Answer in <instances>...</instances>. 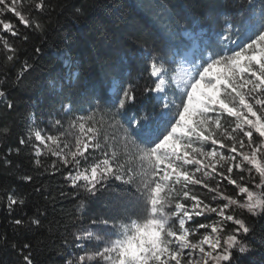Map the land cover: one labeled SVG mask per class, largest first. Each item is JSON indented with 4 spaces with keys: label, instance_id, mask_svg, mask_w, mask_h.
<instances>
[{
    "label": "trees",
    "instance_id": "16d2710c",
    "mask_svg": "<svg viewBox=\"0 0 264 264\" xmlns=\"http://www.w3.org/2000/svg\"><path fill=\"white\" fill-rule=\"evenodd\" d=\"M15 9L0 11V91L4 92L0 96V264H26L25 256L32 264H67L80 226H91L99 219L111 222L118 214L119 221L126 220L140 201L130 151L107 140L103 126H90L83 117L92 110L105 116L117 110L112 104L114 83L124 88L131 86L135 96L134 103H126L120 112L131 109L127 111L131 117L137 110H162L154 92L147 91L158 81L151 75V64L163 65L159 79L166 81L176 66L173 52L181 56L189 49L184 32L210 33L207 52L217 58V44L223 38L225 45L233 46L242 37L246 24L264 23V0H156L153 6L144 7L129 0H15ZM4 23H10L16 34L4 29ZM224 49L225 46L220 52ZM228 50L232 52L231 47ZM249 76L255 79L251 73ZM252 87L248 84L242 95L264 120V106L254 103V98L264 99V93L252 92ZM171 99L169 95L170 105ZM121 117L127 122L125 116ZM220 122L214 138L225 146L208 141L219 155L203 160L201 165L191 164L188 172L192 180L203 183L190 182L180 187L177 197L185 209L195 203L193 196L213 207L228 204L226 213L243 220L249 232L237 233L239 226L225 221L222 239L235 234L238 243L231 251V260L224 264H264V212L253 213L241 206L247 203V193L240 191V187H247L254 198H261L264 188L257 185L264 177L248 162L240 168L235 166L243 157L230 150L233 141L227 136L230 133L244 140V149L237 147L238 152L247 155L261 147L263 141L254 129H250L251 145L241 129L232 132L240 121L226 112ZM73 123L77 130H71ZM241 127L249 130L246 123ZM37 131H42L44 137L48 136L46 131L50 132L55 143L41 144L35 140ZM77 148L83 152V156H76L79 167L66 166L63 157L71 160ZM220 155L225 159L221 160ZM233 156L236 160H232ZM104 159L125 179L133 177V183L110 175L93 192L82 186L84 181L73 187L68 178L70 171L74 175L77 170H90L95 163L103 167ZM198 167L200 171L195 170ZM229 167L231 173L227 172ZM219 193L238 203L230 204ZM9 197L24 203L10 205ZM17 220L21 223L17 224ZM193 220L188 226L191 231L199 223L213 224L217 215L204 211ZM199 238L202 236L197 235L192 242ZM241 247L245 251L241 252Z\"/></svg>",
    "mask_w": 264,
    "mask_h": 264
},
{
    "label": "snow or ice",
    "instance_id": "6c2138e0",
    "mask_svg": "<svg viewBox=\"0 0 264 264\" xmlns=\"http://www.w3.org/2000/svg\"><path fill=\"white\" fill-rule=\"evenodd\" d=\"M0 6H2L0 11H16L15 0H0ZM37 6L41 7L42 5ZM17 15H19L18 12ZM23 19L24 17L21 16V20ZM3 28L12 31L10 23H4ZM12 34L15 35L16 33L12 31ZM5 46L7 47V44ZM232 52L234 54L207 61L206 66L198 69L196 74L190 76L183 84L180 103L170 105L165 102L162 105V110L159 111L155 108L146 111L137 110L135 115L131 117L127 115V111H131V109L120 112L121 109H125L126 103H134L135 96L131 86L124 88L120 83L114 85L115 98L112 104L120 115L125 116L130 125L136 126L134 129L135 135L140 143L144 145V147L137 145L138 152L141 159L148 162V169L142 171L140 185L135 189V192L139 194L137 199L142 201L144 214L136 219L128 217L124 222L113 223L111 228L105 232L108 239L102 245H98L96 251L87 255V257L85 255L78 256L76 264H84L86 259H99L107 262V264H169V260L175 261V264H181L180 257L184 248L189 247L193 250L199 248L201 253H205V249L202 247L205 244L209 245L211 249L205 253V256L214 261V264H221V262L231 260V249L238 243L235 234L227 236L223 245L219 235L215 237L205 235L199 242L193 243L189 241V230L185 228V218L191 220L194 214L202 215L204 211H211L217 213L222 220L232 221L238 225L239 227L235 230L237 233L242 231L247 234L249 227L245 225L244 221L226 213L225 210L229 206L228 204L213 207L210 204H204L203 201L193 196L191 197L195 201L192 205L193 212H189L184 210L185 205L176 203L172 215L180 217L178 220L179 229L177 230L173 225L169 224V216L164 211L169 201L167 195L161 196V192L163 190L162 184L172 180L174 173L177 175L174 183H179V177L181 176L185 181L203 183L201 180H192L191 174L186 170L178 171L176 161L187 157L190 154L189 149L192 153L200 156L216 157L219 155L215 149L205 152L202 147H193L190 139L185 140V137L195 136L198 140H211L212 144H220L221 147L225 146L222 140L214 138V132L209 131V127L213 123L217 128L221 126L220 119L218 117L212 119L207 115L208 113L223 110L228 116L235 117L240 122L235 124L232 132H235L236 129H241L243 136L247 137L249 145L252 144L253 137V132L250 129H254L255 132L259 133L260 137H264V122H261V118L253 111V103H250L239 90L244 85H239L238 87L237 81L232 80L231 76L228 75V73L236 74L237 70L239 72H250L251 76L255 77L259 83H254L249 79L245 81V84L253 85L250 90L252 92L261 91L264 93V23L259 26L246 24L243 35L239 43L236 44V48L232 49ZM242 61L247 62L242 63ZM253 62L259 66L257 70H253ZM221 65L225 69L224 75L219 71V66ZM162 72L163 65L158 67L155 62L151 64V75L157 77L158 81L153 88L147 89V91L155 93L164 91V80L159 79ZM222 87L226 93L223 97L221 96ZM233 93H235V97H233ZM0 96H4V92L0 91ZM236 97L239 98V107L235 101ZM254 103L264 106V99L254 98ZM11 106V104L8 105V107ZM246 113L255 116L256 120L249 119ZM242 123L249 125V130L243 129L241 127ZM81 128H83V125H81ZM178 132H181L182 135L177 136ZM225 132H227V129H225ZM227 138L233 141L230 145V150L243 157V160L235 166L241 167L243 161H247L256 167L261 177H264V166L257 161L254 154L249 156L243 151L238 152L237 146L241 150L244 149V140L237 139L230 133ZM47 139L55 143V139L52 136H48ZM35 140L44 143L45 137L37 131ZM181 142H183L185 148L183 156L176 154L175 148V145ZM20 143L23 144L25 141L22 139ZM169 147L172 149L171 152L167 151ZM86 148L87 146H85V150ZM255 151H260L259 147ZM37 152L39 154V149H37ZM77 153L83 156V152H80V149L77 148L76 152L71 153V160L67 156L63 157V163L66 166L71 165L73 168H78L80 161L76 159ZM53 155H58V153L54 152ZM219 158L221 160L225 159L222 155ZM236 158V156H233L232 160H236ZM184 163L201 165L202 161L193 158L184 159ZM102 164L103 167H101V163H95L90 167V170L88 168L77 170L74 175L70 171L68 178L73 187L76 186L77 182L84 181L85 183L82 186L86 187L89 192H93L97 184L108 179L110 175L114 176L118 181L128 184L133 183V177L129 176L125 179V176L115 172L108 159H104ZM204 167L206 168L207 165H204ZM195 170L200 171V168L198 167ZM213 171H215L214 167ZM231 171L232 168L229 167L227 172L231 173ZM219 174L224 175L223 172ZM156 176H159V180L155 178ZM27 179L30 180L31 178L28 177ZM229 182L236 184L235 180L230 179ZM204 186L208 187L207 184ZM257 187L264 188V180ZM209 190L216 191L215 188H210ZM240 191L241 193H247V203L241 206L246 207L248 211L253 213L264 212V196L254 198L253 193L247 187H240ZM184 195L187 196L188 193L185 192ZM219 195L228 200L230 204L238 203L237 200L225 196L223 193H219ZM9 200L10 205L24 203L22 199L17 201V199L9 197ZM196 209L200 210L195 211ZM16 223L20 224L21 221L17 220ZM33 223L38 224L39 221L34 220ZM93 223H96V221H93ZM102 223L107 225L109 222L104 220ZM197 227L210 228L212 233L222 231V224L208 225L199 223ZM75 239L87 242L99 239V237L86 230L84 233L77 235ZM173 243L178 245L175 250L170 249V245ZM25 247L28 246L25 245ZM217 249H221V251L217 252ZM240 251L243 252L245 249L241 247ZM213 253L216 254L213 255ZM24 259L26 264H32L28 256H25ZM67 264H73V261L69 260ZM187 264H192V262L188 261ZM205 264H207V260H205Z\"/></svg>",
    "mask_w": 264,
    "mask_h": 264
},
{
    "label": "rangeland",
    "instance_id": "374dc122",
    "mask_svg": "<svg viewBox=\"0 0 264 264\" xmlns=\"http://www.w3.org/2000/svg\"><path fill=\"white\" fill-rule=\"evenodd\" d=\"M129 1L137 7L153 6L156 2V0H129ZM184 37H185V40L188 43L189 47L192 44V46H191V47H193L192 52L187 55L186 60L184 62H182V63L179 62L180 63L179 66L177 63V69H175V72L172 73L170 75V77L167 78L166 81H164V85H163L164 91L161 92V94L156 93V98H158L159 95L162 97L161 102H160L162 105L165 102L168 103L169 95L172 98L171 99L172 104L173 103L179 104L180 103V97L183 93V84L187 81V79L190 76L195 75L198 69L202 68L203 66H206L207 61L214 59L213 56H211V55L205 56V58L202 59L200 57L198 51H195V49L198 46H200V42H199L200 39L197 38L198 36L196 37L195 34L188 33V34H185ZM222 41H224V38L221 40L220 43L217 44V48L219 50L217 55H219V56L215 59H219L220 57L229 56V55L234 54L233 52H230L228 49L230 47H231V49H234L235 44L233 46L231 45V43H227V45H225ZM223 46H225V49L222 50L223 53H221L220 50L222 49ZM249 51H251V50H249ZM194 53H196V56ZM174 55H175V53H174ZM246 55H247V53H246ZM196 58H198V60L200 59V61L195 63V66H193L192 63H193L194 59H196ZM246 62L247 61H242V63H246ZM253 65H254V67H259L258 65L255 64V62H253ZM219 71L222 75L225 74V69L223 68L222 65L219 66ZM249 74H250V72H239V70H237L236 74H234V75L231 73H228V75L231 76L232 80L237 81L238 87H239V85H244L243 87L239 88L241 94H242V92H244L245 90L248 89V84H245V81L251 79ZM251 80L253 82H256V79H251ZM229 91H231V90L229 89ZM174 95L179 96V97L175 98ZM224 95H226V93L223 91V87H222L221 88V96L223 97ZM232 95H233V97H235V93H233ZM238 100H239V98L236 97L235 98L236 104L238 103ZM66 111H67V109H66ZM109 113L110 114L108 116H105V115H101V112H99L98 110H92L83 117V120L85 121V123H87L90 126H96L97 124H100L107 131V140L112 141V142H116L117 144L120 145V147L126 148L127 150L130 151L132 158H133L134 177L136 176L138 178L137 180H138V186H139L141 179H142L141 173H142V171L148 169V162H147V160L141 159L140 154L138 152L137 145L139 144L140 147H144V145L139 143V141L136 139L134 131L131 129L129 124L121 117V115L117 112V110L115 112H109ZM207 115L212 119H215L217 117L220 119L222 117V115H224V112H223V110H220L218 112H210ZM193 119H194V117H193ZM261 122H264V120L262 118H261ZM71 126H72L71 130H77V126H75L74 123ZM216 130H217V127L215 126V124L214 123L211 124L209 127V131L214 132V134H215ZM39 132L43 136V134H42L43 132L42 131H39ZM46 132L48 133V136H52L55 139V137L50 132H48V131H46ZM257 134L259 135V133H257ZM176 135L181 136L182 133L178 132ZM47 137H45L44 143H41L40 141L39 142L43 145H47V143H54L52 140H48ZM189 139L191 140L193 147H202L205 152L213 150L212 148L209 147V144H208L209 140L208 141L198 140L195 136L185 137V140H189ZM260 139H262V141L264 142V137H260ZM175 148H176V154L183 156V154L185 152L183 142L176 144ZM255 149L251 153V155H249V156H252L254 154L255 158L257 159V161L260 164L264 163V158H262V155H264V143H262L261 147H259L260 151H255ZM171 150H172L171 147H169L167 149V151H169V152H171ZM188 151L190 154L186 158L184 157V159H191L192 156L198 157V159H200L201 161L208 159V158H211V159L214 158V157H209V156H200L196 153H192L190 149ZM184 159H180V160L176 161V165L178 166V171H185V170L188 171L189 170L188 167H191V164L184 163ZM240 159H241V161L243 160V158H240ZM244 162H247V161H243V163ZM161 167H163V166H161ZM238 168H240V167H238ZM169 171H171V169H169ZM155 178L157 180H159V176H156ZM176 179H177V175L174 173L172 180L166 181V182H164V184H162L163 190L161 192V196L167 195L169 202H168L167 207L164 209V211L169 216V224L173 225L175 227V229L178 230L179 229L178 220L180 217L172 215V213L174 211L175 204L180 203V201L177 197V194L179 193L180 187H183V186L185 187L186 184H188L190 182L185 181L183 179V177L181 176V177H179L180 182L174 183V181ZM133 210H135L134 214L128 216V217H131L132 219H136L138 216H142L144 214V207H143L141 200L137 204H135ZM184 210H187L189 212H193L192 206H190L189 208L184 209ZM181 211H183V210H181ZM195 211H199V209H196ZM216 215H217V220L213 224H216V225L222 224V231H219L218 233H212L210 228H196V230L191 231L188 228L189 224L193 223L194 216L201 217V215H195L194 214V215H192L191 220H187V218H185L186 219L185 228L189 230V236H188L189 241L192 242L193 241L192 239H194L197 235L202 236V238L205 235H209L211 237H215L216 235H219L221 237V244L223 245V243H224V240L222 239L223 231H224L223 225L226 223L225 222L226 220H222V218L217 213H216ZM117 216H118L117 219L109 222L107 225L103 224L102 223L103 220L99 219L96 223H94L91 226L89 224L80 226L79 229L77 230V233L75 234V237L81 233H84L87 230L89 232H92L94 236L99 237V239H93V240H90L87 242H82V241L76 240L74 237V244H73L74 248L71 251V253L69 254L67 262L69 260H72L73 264H76V260H77L78 256L85 255L87 257V255H90L93 252H95L97 246L102 245L104 243V241H106L108 239V236L105 235V232L111 228V225L113 223H121V222L125 221V220L119 221V219L121 218L120 214H118ZM213 224H211V225H213ZM201 231H202V233H200ZM202 238H199L197 240V242H199ZM80 245H82V246H80ZM202 247H204L205 253L211 250L210 246L207 244L202 245ZM177 248H178V245L176 243H173L170 245V249L175 250ZM233 249H234V247L231 249V251ZM219 251H221V249H217V252H219ZM205 253H201L199 251V248L193 250L189 247H186V248H184L183 252L181 253V257H180L181 264H187L188 261H191L192 264H205V260H207V264H214V261H212L210 258L206 257ZM215 254L216 253H213V255H215ZM224 263H227V262H221V264H224ZM84 264H107V262H105L103 260H99V259H94V260H87L86 259ZM169 264H175V261L169 260Z\"/></svg>",
    "mask_w": 264,
    "mask_h": 264
}]
</instances>
